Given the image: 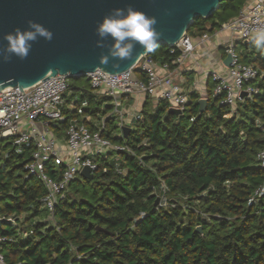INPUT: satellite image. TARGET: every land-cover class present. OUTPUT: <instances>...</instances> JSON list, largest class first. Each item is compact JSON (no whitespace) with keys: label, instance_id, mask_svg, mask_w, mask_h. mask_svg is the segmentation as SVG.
<instances>
[{"label":"trees","instance_id":"obj_1","mask_svg":"<svg viewBox=\"0 0 264 264\" xmlns=\"http://www.w3.org/2000/svg\"><path fill=\"white\" fill-rule=\"evenodd\" d=\"M248 1L222 2L188 35L216 32ZM237 49L242 63L263 72L252 83L257 95L232 110L213 96L209 78L204 112L193 92L182 115L147 98L142 118L122 136L114 119L107 120L103 134L135 156L119 154L124 174L111 160H101L91 179L72 181L55 207L54 222L42 208L46 189L24 170L31 148L16 155L11 139L0 138V216L15 217V224L0 226L11 240L0 246L7 263L264 264V195H256L264 186L257 159L264 149V52L251 42L238 43ZM179 54L165 47L150 55L171 63ZM191 74L185 73L186 79ZM70 92L67 102L75 100L76 106L65 109L66 121L54 127L59 136L72 119L109 110H101L107 98L92 95L88 83L81 88L70 83ZM47 173L53 175L50 165Z\"/></svg>","mask_w":264,"mask_h":264},{"label":"built area","instance_id":"obj_2","mask_svg":"<svg viewBox=\"0 0 264 264\" xmlns=\"http://www.w3.org/2000/svg\"><path fill=\"white\" fill-rule=\"evenodd\" d=\"M260 26H264V0H249L235 19L220 28L221 32L230 33L223 44L226 58L228 55L232 57L230 67L221 62L217 68L202 72L207 80L211 78L214 83L213 96L220 97V104L232 110L239 102L260 92L252 83L263 72L253 65L242 63L237 49L238 43L248 45L251 40L247 33ZM207 41H210L209 34L200 37V45ZM196 49L192 37L186 34L172 48V53L179 51L180 54L171 63H160L147 55L135 67L123 73L106 74L98 71L87 75L85 79L91 94L107 98L101 110L107 107L109 110L107 113H98L96 117L72 119L63 136H59L54 127L66 121L65 109L73 110L76 106L75 100L67 102L72 94L68 77L57 75L23 89L24 95L20 88H8L0 92V138L11 139L16 155L21 156L31 148V158L24 170L27 176L36 177L47 191L42 199V208L48 212V221L54 222L55 207L65 197L70 183L81 176L85 168H90L94 174L101 160H111L118 174L125 173L120 165L119 154L126 152L129 156H135V153L128 146L113 142L103 133L107 131L106 122L109 119H114L121 132L117 136H122L124 128H129L132 121L142 118L138 114L128 121L125 106L129 99L144 95L154 106L165 102L169 109L182 113L189 102L190 93L195 92L201 99H206L207 87L188 85L185 76L188 64L196 62ZM137 70L144 79L139 77ZM82 106L86 107L87 102ZM257 159L264 172V149L259 152ZM48 165L53 175L47 173ZM256 195H264V186L256 191ZM1 219L15 224L14 216H0ZM10 241L0 233V246ZM0 264H8L1 252Z\"/></svg>","mask_w":264,"mask_h":264},{"label":"water","instance_id":"obj_3","mask_svg":"<svg viewBox=\"0 0 264 264\" xmlns=\"http://www.w3.org/2000/svg\"><path fill=\"white\" fill-rule=\"evenodd\" d=\"M224 1L226 0H0V92L8 88H20L23 93V89L57 75L78 80L98 71L106 74L128 71L159 47H175L194 27L196 21L213 16ZM126 4L157 18L156 27L160 33L157 48L151 53L136 56L135 62L110 58L104 68L97 67L99 56L102 52L107 54V48L95 46L96 23L112 9L123 8ZM28 19L51 29L54 32L53 40L47 42L41 38L33 43L28 59L21 61L11 56L10 61L5 63L3 50L7 41L4 40V34L12 32L16 27L26 28ZM110 43V40L106 41V44ZM140 51L142 49L137 46L134 56ZM231 62L232 57L228 55L224 64L230 67ZM113 63H119L120 67L113 68ZM199 104L200 110L204 112L207 100L201 99ZM169 112L183 114L176 109H170ZM123 130L128 133L130 128ZM81 176L91 179V169L85 168ZM6 222L10 223L1 219L0 226Z\"/></svg>","mask_w":264,"mask_h":264},{"label":"clouds","instance_id":"obj_4","mask_svg":"<svg viewBox=\"0 0 264 264\" xmlns=\"http://www.w3.org/2000/svg\"><path fill=\"white\" fill-rule=\"evenodd\" d=\"M157 23L155 16H150L131 4L112 9L96 23L94 29L97 37L95 46L100 49L107 48V54L102 52L99 56L97 67L104 68L103 66L108 65L110 58L135 62L136 56L153 52L157 48L160 37ZM26 24V28L16 27L12 32L4 34V40L7 41L3 50L5 63L10 61L11 56L21 61L28 59L33 43L41 38L47 42L53 40L54 32L43 24L32 19H28ZM247 35L250 37L252 46L264 52V26L252 29ZM109 40L111 43L106 44ZM137 46L142 51L134 56ZM112 67L118 69L120 65L113 63Z\"/></svg>","mask_w":264,"mask_h":264},{"label":"crops","instance_id":"obj_5","mask_svg":"<svg viewBox=\"0 0 264 264\" xmlns=\"http://www.w3.org/2000/svg\"><path fill=\"white\" fill-rule=\"evenodd\" d=\"M209 35L210 41L205 42L203 45H200V36L192 37L194 43L197 45V49L194 54L196 64L192 62L187 66L189 69L186 73H192L190 77L187 76V79L189 78L192 81L189 85L199 84L207 87L208 80L203 76L202 72H204V70L217 68V66H219V64L224 62L226 59L223 44L230 37V33L227 31L221 32L220 29H218L216 32L212 34L210 33ZM146 99L147 97L144 95H138L128 101L134 107L139 106L142 111ZM133 122L134 121H132L129 125L131 126Z\"/></svg>","mask_w":264,"mask_h":264},{"label":"rangeland","instance_id":"obj_6","mask_svg":"<svg viewBox=\"0 0 264 264\" xmlns=\"http://www.w3.org/2000/svg\"><path fill=\"white\" fill-rule=\"evenodd\" d=\"M197 28H195V30H196ZM164 47H160L157 51H156V53L158 52H160V50L161 49H163ZM238 53H239V51H238ZM240 54V53H239ZM71 83H73V84H76L77 85V87H79V88H81V87H84L85 85H87V81H86V79L85 78H83V79H78V80H72V82ZM93 108H95V106H92ZM125 111H126V113H127V115H126V117H127V119H128V121H132L133 120V118H135L138 114H140L141 112V108L139 107V106H136V107H134L133 105H131L130 103H129V101L126 103V106H125Z\"/></svg>","mask_w":264,"mask_h":264}]
</instances>
